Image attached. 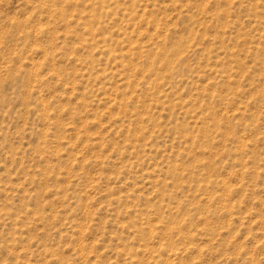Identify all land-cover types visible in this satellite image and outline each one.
I'll return each mask as SVG.
<instances>
[{
	"label": "rangeland",
	"instance_id": "rangeland-1",
	"mask_svg": "<svg viewBox=\"0 0 264 264\" xmlns=\"http://www.w3.org/2000/svg\"><path fill=\"white\" fill-rule=\"evenodd\" d=\"M0 264H264V0H0Z\"/></svg>",
	"mask_w": 264,
	"mask_h": 264
}]
</instances>
